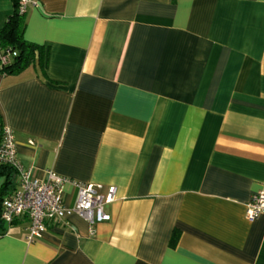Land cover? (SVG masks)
I'll return each instance as SVG.
<instances>
[{"label": "crops", "instance_id": "obj_1", "mask_svg": "<svg viewBox=\"0 0 264 264\" xmlns=\"http://www.w3.org/2000/svg\"><path fill=\"white\" fill-rule=\"evenodd\" d=\"M24 21L45 74L0 71V128L31 176L115 194L109 220L31 242L25 217L4 222L0 264H264V212L245 218L264 190V0H32Z\"/></svg>", "mask_w": 264, "mask_h": 264}, {"label": "built area", "instance_id": "obj_2", "mask_svg": "<svg viewBox=\"0 0 264 264\" xmlns=\"http://www.w3.org/2000/svg\"><path fill=\"white\" fill-rule=\"evenodd\" d=\"M19 11L25 12L32 0H18ZM15 51L0 48V67L9 64ZM0 163L12 165L17 170L18 181L10 195L1 203V219L12 224L19 217L27 219L25 239L28 242L38 238L48 224H56L70 214H76L89 224L107 221L110 214L105 205L115 194L114 186L105 189L100 184L83 183L62 177L48 170L45 178L31 176L19 163L15 150L12 130L2 127L0 135ZM66 183L76 188V196L71 206L63 202V186ZM264 212V190L251 196L245 205V218L254 220Z\"/></svg>", "mask_w": 264, "mask_h": 264}, {"label": "trees", "instance_id": "obj_3", "mask_svg": "<svg viewBox=\"0 0 264 264\" xmlns=\"http://www.w3.org/2000/svg\"><path fill=\"white\" fill-rule=\"evenodd\" d=\"M12 6L11 12L0 28V48H8L15 51V55L9 64L0 67V71L2 73H17L36 62L44 75L43 69L47 61V51H45L43 46L24 39V12L19 11L18 0H12ZM16 176L17 170L12 165L0 163V178H3L0 186V213L3 198L8 196L15 188L14 181ZM3 230L4 221L0 217V234Z\"/></svg>", "mask_w": 264, "mask_h": 264}]
</instances>
